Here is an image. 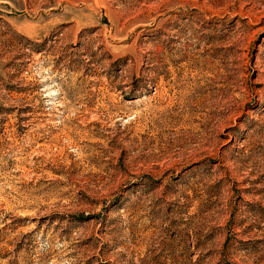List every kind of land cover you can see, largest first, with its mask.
<instances>
[{
    "label": "rangeland",
    "instance_id": "1",
    "mask_svg": "<svg viewBox=\"0 0 264 264\" xmlns=\"http://www.w3.org/2000/svg\"><path fill=\"white\" fill-rule=\"evenodd\" d=\"M0 264H264V0H0Z\"/></svg>",
    "mask_w": 264,
    "mask_h": 264
}]
</instances>
